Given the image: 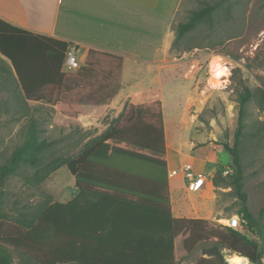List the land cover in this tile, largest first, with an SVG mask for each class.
Listing matches in <instances>:
<instances>
[{
	"label": "rangeland",
	"instance_id": "1",
	"mask_svg": "<svg viewBox=\"0 0 264 264\" xmlns=\"http://www.w3.org/2000/svg\"><path fill=\"white\" fill-rule=\"evenodd\" d=\"M217 3L220 7L212 21L177 39L178 25L186 22L193 11ZM84 54V50L80 52L82 65L88 60ZM94 61L97 75L91 78L79 71L70 74L59 94L61 104L56 107L40 104L27 110L18 86H6L0 79V167L25 141L34 120L40 137L52 142L51 148L41 155L43 163L77 156L117 122L121 113L111 104L120 84L119 61L106 55H98ZM156 61L163 66L161 105L166 116V159L171 170H180L188 162L196 168L198 152L217 161L213 177L209 174L213 166L203 172L207 181L197 192L187 191L182 179L171 176L174 213L177 215L181 208L190 210L189 216L207 220L215 228L227 227L229 218L239 216L242 203L233 187H215L213 178L217 171L224 176H228L226 171L233 173L224 145L234 144L246 85L255 96L246 106L244 121L245 192L253 215L258 218L264 214V99L258 92L264 89V0H178L171 29ZM226 67L231 70L228 80L212 89V74ZM140 76L144 78L145 74ZM147 83L152 82L148 79ZM153 109L158 110L156 104ZM37 171V167L23 166L17 175L5 180L0 174L1 233L23 230L19 222L36 218L47 202L66 203L77 194L74 177L66 166L41 184L36 183ZM210 202L214 205L210 206ZM244 233L258 239L250 228ZM207 248L198 246L187 254L179 238L177 264H197L206 257ZM9 251L19 264L20 253L14 248ZM223 253L226 260L238 256L226 250Z\"/></svg>",
	"mask_w": 264,
	"mask_h": 264
},
{
	"label": "trees",
	"instance_id": "2",
	"mask_svg": "<svg viewBox=\"0 0 264 264\" xmlns=\"http://www.w3.org/2000/svg\"><path fill=\"white\" fill-rule=\"evenodd\" d=\"M219 7L217 3L193 11L178 25L177 39L212 21ZM69 48L65 41L11 27L0 19V54L13 67L27 110L40 104H61L59 94L74 73L64 71ZM98 55L119 61L121 79L123 58L95 50H90L86 64L77 71L95 77ZM116 88L115 95L121 80ZM258 92L264 99V89ZM254 96L245 85L234 144L224 145L233 173L224 176L217 171L213 178L215 187L232 186L240 199L243 231L215 228L204 219L174 217L161 102L155 103L157 111L153 106L126 105L117 122L77 156L46 163L41 155L52 142L40 137L37 122L32 121L25 141L0 167L2 179L17 175L23 166L37 167L36 183L41 184L66 166L77 194L66 203L47 202L36 218L19 222L23 230L0 232V264H16L10 248L20 253L19 264H177L179 238L187 254L198 246H208L206 257L197 264H229L225 250L251 264H263L264 214L256 218L248 206L243 165L246 106ZM249 228L258 239L244 233Z\"/></svg>",
	"mask_w": 264,
	"mask_h": 264
},
{
	"label": "crops",
	"instance_id": "3",
	"mask_svg": "<svg viewBox=\"0 0 264 264\" xmlns=\"http://www.w3.org/2000/svg\"><path fill=\"white\" fill-rule=\"evenodd\" d=\"M177 6L178 0H0V19L29 33L76 44L81 53L84 50V56L95 50L122 57L121 88L111 104L122 113L126 105L162 104L163 66L156 58L171 29ZM12 68L10 61L0 54V79L9 87L18 84ZM140 74H145L152 83L148 84V79ZM163 115L167 142L164 111ZM204 155L198 152L196 168L207 172L213 166L209 172L212 176L217 161ZM168 167L171 191L169 162ZM174 179H182L189 191L182 173ZM171 201L175 218L197 219L183 208L176 215L172 197Z\"/></svg>",
	"mask_w": 264,
	"mask_h": 264
},
{
	"label": "built area",
	"instance_id": "4",
	"mask_svg": "<svg viewBox=\"0 0 264 264\" xmlns=\"http://www.w3.org/2000/svg\"><path fill=\"white\" fill-rule=\"evenodd\" d=\"M80 51L78 48V45L76 44H70L69 51L66 56V60L64 63V71L65 72H75L79 70L82 67V63L80 61ZM227 70L230 73V68L226 67ZM229 78V75L221 79L222 82H226ZM211 80V79H209ZM220 83V84H221ZM220 84L218 86H212L209 81V85L212 89H218L220 88ZM179 173H182L187 181L189 191L191 192H197L200 189L203 188L207 181V176L201 171H198L195 166L192 163H184L180 170L174 169L173 171L171 170L172 175H177ZM226 175L230 174V171L225 172ZM243 221L240 216H233L227 220V227L242 231L243 229Z\"/></svg>",
	"mask_w": 264,
	"mask_h": 264
},
{
	"label": "bare ground",
	"instance_id": "5",
	"mask_svg": "<svg viewBox=\"0 0 264 264\" xmlns=\"http://www.w3.org/2000/svg\"><path fill=\"white\" fill-rule=\"evenodd\" d=\"M228 73L229 72L226 68L225 70L217 71L214 75L212 74L210 84L212 86H218L221 83V79L229 75ZM227 260L230 264H250L248 259L242 256L228 257Z\"/></svg>",
	"mask_w": 264,
	"mask_h": 264
}]
</instances>
